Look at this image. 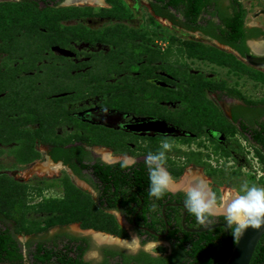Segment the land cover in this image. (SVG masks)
<instances>
[{
	"label": "flooded vegetation",
	"instance_id": "flooded-vegetation-1",
	"mask_svg": "<svg viewBox=\"0 0 264 264\" xmlns=\"http://www.w3.org/2000/svg\"><path fill=\"white\" fill-rule=\"evenodd\" d=\"M78 1L80 0H0V3L24 4L43 15L48 11L49 26L41 28L42 32L50 34L48 38L56 36V28L51 24L56 19L55 11L68 10L63 19L60 20L59 17V29L66 31L68 38L72 28L81 25L84 29L80 33L83 39L69 40L68 47L64 50L51 47V57L48 51L43 50L42 62L36 40L39 35L34 34L33 39L24 43L23 36L16 34L19 61L10 58L7 53L0 55L2 70L18 67L23 61L25 49L37 58L36 71L20 72L23 76L31 77L33 82H37V86L40 85L39 78L43 74L37 68L52 65V60L49 62L47 57L53 59L55 56H62L74 65L65 81L67 85L90 88L144 87L146 96H130L125 100L123 95L112 97V93L107 92L86 98L78 105L82 111L72 113V117L87 126L99 128V136L106 139L108 145L94 144L87 134L89 129L59 127L57 135L63 139L69 135L78 137V134L79 138L73 143L62 144L63 140L48 144L37 143L36 149L41 157L34 163L18 165V168L32 167L33 174L28 180L10 176L7 172L15 169L8 167L0 170V174H7L32 186L28 205L33 208L34 217L52 216L54 212L46 211L45 206L66 201L67 189L73 186L89 197L101 212L115 217L126 236L118 237L85 229L80 223L50 228L43 223L40 227L43 230L40 232L16 235L22 263L70 264L72 259L78 260L82 254V264H185L188 257L180 248L185 234H201L204 232L193 231L225 222L222 221L223 217H219L215 224L205 227L199 225L194 218L189 219L193 215L184 208L185 197L181 190L188 183L184 184L185 178L191 172H199L206 179L209 177L204 168L188 162L179 153L201 154L190 150L194 145L204 148L210 145L209 149L213 145L226 151L224 145L230 146L232 141L237 144L243 138L256 152L253 138L264 139V100L247 99L240 91L231 87L225 77L208 76L196 70L197 66L178 59H191L192 62H201L214 69L226 70V75L246 78L255 85L264 87L245 75L236 76L228 68L190 58L187 54L189 46H194L196 51L216 49L234 57L241 66L264 74V44L258 43L262 38L264 40V29L258 24L251 25L247 22L248 11L243 0H101V4L96 6L79 4ZM117 7L125 10L122 17L106 14L115 12ZM71 9L89 10L92 17L71 18ZM139 12L143 13L140 25H129L133 15ZM98 24L99 27H94ZM119 26L130 31L123 35L131 41L108 31ZM52 28L53 31H50ZM135 49L141 52L142 57V61H138L136 65L134 62L141 57L134 58ZM55 50L67 53V56L58 55ZM174 54L178 56L172 60ZM183 73L197 79L204 75L219 83L215 90H208L207 99L218 108L221 118L214 120L202 136H197L200 130L198 118L190 117L188 109L183 105V89L180 88L183 80L179 78ZM197 86L198 84L195 87ZM90 100L95 102L90 103ZM73 108V105H68L69 110ZM100 116L108 117V120L116 116L119 121L107 124L97 118ZM143 120H162L167 123L163 130L174 128L175 131L172 136L157 132L141 136L123 130L129 124ZM234 130L238 132L229 134ZM220 136L223 138L220 139ZM165 138L173 144L172 151L167 153L166 167L175 179L177 191L154 201L148 196L149 177L144 160L149 152L159 150L160 142ZM118 142L124 145L119 148ZM229 149L236 150V147L230 146ZM117 150L124 152H116ZM124 155L135 160L126 169H122L119 162ZM204 155L207 157L205 162L213 170L234 173L229 163H208V156ZM175 168H184L181 177L175 178L172 173ZM153 202L158 205L156 211L150 210ZM0 230H10L13 233L14 228L10 221L0 216ZM95 234H103L101 237L106 240L113 237L116 241H102L104 243L98 244L92 237ZM129 239L135 244V249L130 246L127 249L122 247ZM147 247H152L155 251L151 252ZM92 254L96 257L90 258Z\"/></svg>",
	"mask_w": 264,
	"mask_h": 264
},
{
	"label": "trees",
	"instance_id": "trees-1",
	"mask_svg": "<svg viewBox=\"0 0 264 264\" xmlns=\"http://www.w3.org/2000/svg\"><path fill=\"white\" fill-rule=\"evenodd\" d=\"M69 11L71 18L92 17L89 10L71 9ZM67 12L68 10L64 9L55 11L56 19L54 24H51L56 28V36L55 38H48L50 34L41 31V28L49 26V22H47L50 18L48 11L43 15L24 4L0 3V55L7 53L10 58L18 60L16 34L23 36L24 43L33 39L34 34L39 35V39L36 40L38 41L37 48L39 47L40 62H42L43 52L48 51L50 53L51 47L55 46L64 50L68 47L69 40H82L80 33L84 29L81 25L71 29L70 38L67 37L66 31L59 29V21L66 16ZM106 14L122 17L125 10L122 7H117L115 12H106ZM51 30L53 31V28ZM47 31L49 32V30ZM108 31L118 34L120 38H127L128 41H131L123 35L130 31L122 26L110 28ZM45 47L46 49H44ZM24 53L25 55L22 56L23 61L19 63L18 67L2 70L3 68L0 66V146L8 148L6 154L14 159L11 169L16 170L18 165L30 164L38 160L41 155L36 149L37 143L48 144L62 140V144L73 143L76 138H79V134L78 137L69 135L64 140L63 137L57 135V128L59 127L76 126L89 129L87 134L94 144H107L106 139L99 136L97 131L99 128L87 126L72 117V113L82 111V108L78 105L86 98L107 92L112 93V97L123 95L125 100L130 96H146L144 87L90 88L88 86L67 85L65 81L70 76L69 74L74 65L62 56H55L53 59L47 57L46 60L49 62L52 60V65L37 68L38 71H43L39 78L40 85L37 86V82H33L31 77L23 76L20 72L21 70L24 73L36 71L37 58L31 55L32 52L27 53L25 49ZM187 54L190 58L206 60L228 68L229 72L236 76L245 75L264 86V74L241 66L234 57L231 58L216 49L196 51L194 46H189ZM140 57L141 52L135 49L134 58ZM138 61H142V57L140 60H136L134 65ZM27 66H29L28 70L26 69ZM179 78L183 80L182 87L180 86L183 89L181 94L183 105L188 109L190 117L198 118L200 130L197 136H202L205 129L209 128L214 120L221 118L218 108L207 99L208 90H215L219 83L216 82L217 80L208 79L204 75L197 79L193 75L183 73ZM52 81H55V83L52 84ZM195 81H198V83ZM61 82L64 84H61ZM197 84L198 86L195 87ZM69 104L73 105L74 108L69 110ZM53 106L54 108H52ZM50 107L52 110H50ZM237 132V130H234L229 134L234 135ZM252 142L257 148L258 157L264 163V139L253 138ZM109 145L113 146L112 144ZM118 145L120 148L124 144L118 142ZM116 152L124 151L117 150ZM3 153L1 151L0 155ZM179 154L185 156L188 162H194L197 166L204 168L207 177L210 179L223 178L226 174L224 170H213L205 162L207 157L204 154L185 152ZM4 169L6 167L0 166V170ZM183 172L184 168H175L172 171L175 178L181 177ZM230 177L239 179L240 173H231ZM31 187V185L21 183L7 174H0V216L10 221L14 228L13 233L10 230H0V264H23V258L19 253L15 237L17 234L32 235L40 232L43 230L40 229L43 223L46 224L47 228L62 224L80 223L85 229H92L118 237L126 236L115 217L101 212L89 197L73 186H69L67 189L66 201L45 206L46 211L54 212L52 216L34 217V210L28 205V197L32 193ZM192 218L195 219L194 216L189 219ZM222 221H224L223 218ZM230 238V250L217 264H227L231 250L237 243L234 242L232 235ZM226 245V231L218 228L197 235L185 234L180 248L187 255L188 264H213L215 259L224 252ZM70 264H82V254L79 255L78 260L72 259ZM251 264H264V236L256 248Z\"/></svg>",
	"mask_w": 264,
	"mask_h": 264
},
{
	"label": "clouds",
	"instance_id": "clouds-1",
	"mask_svg": "<svg viewBox=\"0 0 264 264\" xmlns=\"http://www.w3.org/2000/svg\"><path fill=\"white\" fill-rule=\"evenodd\" d=\"M172 148L173 144L165 138L161 140L157 152H149L145 157L149 177L148 196L154 201L177 191L175 179L166 167L167 153ZM119 162L121 168L126 169L135 160L124 155ZM181 190L185 197L184 208L199 225L207 227L223 217L225 229L234 242H238L249 228L258 230L264 227V186L245 180L238 189L228 188L218 194L204 177L193 175ZM157 209L158 205L153 202L150 210Z\"/></svg>",
	"mask_w": 264,
	"mask_h": 264
},
{
	"label": "rangeland",
	"instance_id": "rangeland-1",
	"mask_svg": "<svg viewBox=\"0 0 264 264\" xmlns=\"http://www.w3.org/2000/svg\"><path fill=\"white\" fill-rule=\"evenodd\" d=\"M128 2V0H126ZM243 4L245 5V7L247 8L248 11V18H247V22L251 25H255L258 24L260 25L263 29H264V1L262 0H243ZM143 15V13H136L134 14V18L128 22L129 25H140V23L142 22L141 20V16ZM94 27H99L98 25H94ZM264 44V40L263 38L258 41V43L260 44ZM55 53L58 55H65L67 53H62L61 51L55 50ZM177 54H174V56L172 57V60L177 59ZM181 60L187 64H191L194 67L197 66L196 70H199L201 72H204L206 75L208 76H214V75H218V76H222L225 77L226 80L228 81L229 85L231 87L236 88L238 91H240V93L246 97L247 99H253L254 101H262L264 100V87L259 86V85H255L252 81L246 79V78H240V77H234V76H230L229 74L226 75V70H221V69H214L211 66L204 64V63H198V62H192L191 59H178ZM229 102H231L230 100H228ZM95 102L94 100H90V103ZM99 118L102 122L107 123V124H113L116 123L117 121H119V117H112L109 118L110 120H108L106 117H97ZM240 136V135H239ZM244 139V138H243ZM177 144V143H175ZM231 147H235L236 144L234 141H232V143L230 144ZM209 147H211L209 145ZM209 147L205 146V149H209ZM212 149L214 150H219L218 146H213L212 145ZM8 148H3L0 146V152L3 151L4 153L2 155H0V166H4V167H8L11 168L13 166L14 163V159L7 155ZM202 173V172H201ZM232 172H226L225 176L223 178H216V179H208L211 187L213 188L214 191H216L218 194L222 193L224 190L228 189V188H236L238 189L240 184L242 183L241 178L236 179L234 177H230V174ZM7 174H9L12 177H15L16 179H21L24 178V180H28L29 176L33 174L32 172V167L31 166H26L23 168H18V170H10L7 172ZM196 175L202 176L199 172L195 173ZM194 174V175H195ZM191 173H189L187 175V177L185 178V182L184 184H186L189 180V178L191 179ZM203 177V176H202ZM205 178V177H204ZM206 179V178H205ZM206 179V180H207ZM244 181V180H243ZM182 184V185H184ZM75 228V227H74ZM103 235V234H101ZM109 236V235H106ZM94 241L98 244H102L104 241H108V242H114L116 241L112 236V239H103L101 236L98 237L97 234L92 235ZM109 244V243H107ZM127 246L130 247H134L135 249V244L133 243L132 240L129 239V242H127L126 244H122V247L127 249ZM148 250H150L151 252H154L155 250L152 247H147ZM95 256V255H94ZM91 257V255H90Z\"/></svg>",
	"mask_w": 264,
	"mask_h": 264
},
{
	"label": "water",
	"instance_id": "water-1",
	"mask_svg": "<svg viewBox=\"0 0 264 264\" xmlns=\"http://www.w3.org/2000/svg\"><path fill=\"white\" fill-rule=\"evenodd\" d=\"M166 126H167V123L162 120H150V121L143 120L140 123L129 124L123 130L127 133L139 134L141 136L147 135L149 132H157V134L158 133L168 134L169 136H172V134L175 131L174 128H171L169 130H163L162 128ZM222 138L223 137L220 136V139ZM217 228L225 229V224H216L207 229H203L200 231H193V232H205V231H210V230H214ZM226 234H227V245L225 247V250L221 255H219L215 259L213 264H217L218 261L224 255H226L230 250V247H231L230 236L231 235L229 234V231H226ZM263 236H264V227L258 230L249 228L244 233L242 238L232 248L227 264H251L256 248Z\"/></svg>",
	"mask_w": 264,
	"mask_h": 264
},
{
	"label": "built area",
	"instance_id": "built-area-1",
	"mask_svg": "<svg viewBox=\"0 0 264 264\" xmlns=\"http://www.w3.org/2000/svg\"><path fill=\"white\" fill-rule=\"evenodd\" d=\"M228 145L223 146L226 151L205 149L198 145L191 146L190 150L206 154L208 163H229V167L234 172L240 173L242 182L247 180L258 186H264V165L255 149L243 139L238 140L236 150H230Z\"/></svg>",
	"mask_w": 264,
	"mask_h": 264
},
{
	"label": "bare ground",
	"instance_id": "bare-ground-1",
	"mask_svg": "<svg viewBox=\"0 0 264 264\" xmlns=\"http://www.w3.org/2000/svg\"><path fill=\"white\" fill-rule=\"evenodd\" d=\"M77 2V0H75ZM79 4H89L91 6H96L101 4V0H80L78 1ZM111 161V160H110ZM196 172H191V176H193ZM196 175V174H195ZM101 236L98 234V237ZM104 241V240H103Z\"/></svg>",
	"mask_w": 264,
	"mask_h": 264
},
{
	"label": "crops",
	"instance_id": "crops-1",
	"mask_svg": "<svg viewBox=\"0 0 264 264\" xmlns=\"http://www.w3.org/2000/svg\"><path fill=\"white\" fill-rule=\"evenodd\" d=\"M93 257H96V255L94 256V254H92L90 258H93Z\"/></svg>",
	"mask_w": 264,
	"mask_h": 264
}]
</instances>
